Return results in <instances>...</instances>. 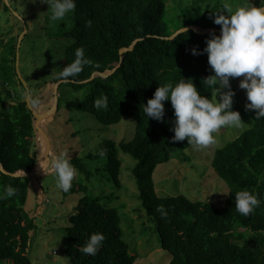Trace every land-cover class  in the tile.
Masks as SVG:
<instances>
[{"label": "trees", "instance_id": "16d2710c", "mask_svg": "<svg viewBox=\"0 0 264 264\" xmlns=\"http://www.w3.org/2000/svg\"><path fill=\"white\" fill-rule=\"evenodd\" d=\"M167 1L75 0V10L63 19L53 36L62 48L61 68L74 60L77 48H83L90 63L60 86L83 92L78 108L103 125L134 122L131 140L105 141L97 153L87 157L104 159L105 169L117 186L119 151L134 160L131 174L137 198L146 216L155 222L160 247L171 254L168 264H264V118L256 119L255 111L247 112L252 115L249 128L214 151L211 167L228 187L221 206L211 201L190 200L183 194L159 196L156 192L153 180L156 167L172 158L174 144L190 145L186 140H171L174 116L170 101L162 102V121L146 118L142 104L152 98L158 86L168 83L174 86L181 79H191L200 95L213 99L212 89L202 81L212 75L207 54L202 50L211 34L219 35L189 30L167 39L184 27L195 26L200 31L214 27L206 20L207 13H201L197 7L194 12L187 10L184 25L172 28ZM249 6L264 7V0H249ZM89 20L90 26L86 23ZM134 41L137 42L132 50L120 54L122 48L130 47ZM193 48L200 54L193 55ZM14 61L2 58L0 64V78L9 86L16 83ZM114 68L108 77L96 76L87 81L94 72L109 73ZM58 80L64 79L48 82L51 103L43 111L52 106L53 86ZM105 96L107 107L96 108L94 101ZM243 118L248 120L246 116ZM34 121L26 100L0 111V195L6 185L16 189L13 196L0 198V263L31 264L30 234L37 225L24 206L29 176L40 169L36 168L32 151L35 136L43 141L42 151L46 148ZM100 150L105 151L104 157L99 156ZM82 161L74 158L70 163L89 179L91 172ZM17 172L28 174L14 175ZM240 190L256 194L261 200L248 216L239 214L234 207L235 194ZM87 191L85 184L77 182H72L67 192L62 191L64 198L80 195L64 228L69 264H135L136 254L128 251L122 239L117 209L106 207L101 197L89 196ZM92 233L104 235L94 256L80 251Z\"/></svg>", "mask_w": 264, "mask_h": 264}, {"label": "rangeland", "instance_id": "374dc122", "mask_svg": "<svg viewBox=\"0 0 264 264\" xmlns=\"http://www.w3.org/2000/svg\"><path fill=\"white\" fill-rule=\"evenodd\" d=\"M41 2L0 0V64L2 58L11 61L14 59L16 72L18 53L17 66L29 88L32 107L38 113H42L51 103L48 82L58 79L62 61L59 53L62 48L53 35L58 33L63 20L50 23L46 0ZM245 4L249 5V0H168L167 17L173 21L172 28L182 26L188 20L187 10L194 12L198 7L201 13H207L206 20L213 28L218 29L220 26L213 23L215 16L220 14L217 11L227 12L230 8L234 12L237 6ZM18 17H22L21 22ZM23 24L26 25L24 33ZM242 78H229L230 89L234 93L232 110L239 112L241 120L246 116L250 121L243 118L245 125L241 129L222 127L214 134L217 142L201 150L174 144L172 158L158 165L153 173L159 196L183 194L190 200L211 201L218 207L222 205L228 187L211 167L214 151L233 140L244 128H249L252 115L247 112L256 111L245 108V104L249 102L245 90L239 87ZM14 80L15 85L9 86L0 78V111L26 100L27 91L21 85L17 73ZM83 95L81 91L73 92L67 86H60L57 111L40 123V129L50 140L48 151L46 148L42 151L43 141L38 136L34 138L32 151L36 168H40L39 164L47 155L48 159L62 153H66L70 160L82 158L91 176L86 179L78 171L72 182L85 184L89 196H99L103 205L117 209L121 217L122 239L127 243L128 251L136 254L135 264H168L171 254L160 247L155 222L149 220L137 198V188L131 174L134 160L119 151L120 185L117 186L105 169L104 159L91 160L87 157L90 153H97V149L105 141L119 143L131 140L135 132L134 122L127 120L110 126L101 124L92 115L78 108ZM36 131L39 133L37 129ZM36 172L29 176L24 206V211L35 219L37 225L30 234L28 252L31 264H69V257L65 252L67 238L64 228L80 195L73 194L64 198L62 190L55 186L51 172L44 173L42 168Z\"/></svg>", "mask_w": 264, "mask_h": 264}, {"label": "clouds", "instance_id": "9594fccd", "mask_svg": "<svg viewBox=\"0 0 264 264\" xmlns=\"http://www.w3.org/2000/svg\"><path fill=\"white\" fill-rule=\"evenodd\" d=\"M31 2L35 3L36 0ZM45 4L50 23L62 21L76 8L75 0H46ZM217 12L220 14L215 16L213 23L220 26V34H211L202 50V53L207 54V63L213 73L202 81L212 89L214 98L200 95L191 79H181L174 86L171 83L158 86L152 98L142 104L146 118L162 121V102L170 101L174 116L171 128L174 135L171 140H186L187 145L195 150L215 144L217 141L213 134L222 127L241 129L245 125L239 112L232 110L234 93L230 89V77H243L239 81V87L245 90L249 102L245 104V108L256 110V119L264 118V7L245 4L237 6L234 12L230 8L227 12ZM18 19L21 22L22 17ZM86 23L91 25L90 20ZM184 31L181 28L176 35ZM191 52L193 55L200 54L195 48ZM74 56L70 64L61 68L58 78L66 80L76 77L83 70V66L90 63L84 56L83 48H77ZM94 106L106 108L107 97L96 99ZM98 154L104 157L105 151L100 150ZM39 166L44 173L51 172L54 175L55 186L64 192L72 187V181L78 175V170L70 163L66 153L54 155L51 159L46 157ZM15 192L13 186L6 185L0 198L11 197ZM260 203L258 196L247 190L237 191L234 197L235 210L243 216L252 213ZM103 240L102 233H92L80 251L94 256Z\"/></svg>", "mask_w": 264, "mask_h": 264}, {"label": "water", "instance_id": "95a60500", "mask_svg": "<svg viewBox=\"0 0 264 264\" xmlns=\"http://www.w3.org/2000/svg\"><path fill=\"white\" fill-rule=\"evenodd\" d=\"M17 15V14H16ZM23 33L26 31V25L23 24ZM185 31H189V30H192L194 31L195 33L197 34H201V35H204V34H207V33H210V32H217L220 34V29H214V28H208V29H205V30H202L200 31L197 27L195 26H189V27H184ZM178 31V30H177ZM177 31L169 36L167 39H174L177 35H179L180 33H177ZM183 33V32H181ZM20 40V39H19ZM19 42V41H18ZM137 41H134L133 44L128 47V48H122L120 50V54L124 53V52H127V51H130L134 48V45L136 44ZM18 53H16V73L21 81V83L23 84V86L25 87L26 91H27V96H26V104H27V107L28 109L31 111L35 121H34V125H35V128L39 131L40 135L45 139L46 141V150L48 151V149L50 148V140L48 138V136L40 129V121L41 120H44V119H47L48 117H50L51 115L55 114V112L57 111L58 109V102H59V96H58V88L60 86V84L62 83H65L67 82V80H60L58 82H56L53 86V103H52V106L48 109V110H45L43 111L42 113H38L37 111H35L32 107V104H31V101H30V94H29V88L25 82V80L22 78L20 72H19V69H18V66H17V63H18ZM116 68L112 69L109 73H102V72H94L91 77L87 80V81H91L93 80L96 76H100V77H108L109 75H111L114 71H115ZM37 172H32L31 174L35 175ZM28 173L26 172H17L15 173L14 175L16 176H20V175H27Z\"/></svg>", "mask_w": 264, "mask_h": 264}, {"label": "bare ground", "instance_id": "6f19581e", "mask_svg": "<svg viewBox=\"0 0 264 264\" xmlns=\"http://www.w3.org/2000/svg\"><path fill=\"white\" fill-rule=\"evenodd\" d=\"M43 120L40 121V123L42 122Z\"/></svg>", "mask_w": 264, "mask_h": 264}]
</instances>
